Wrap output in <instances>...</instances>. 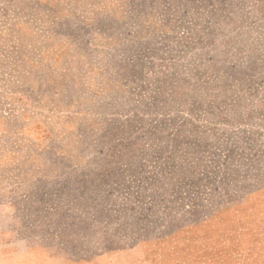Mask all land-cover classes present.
I'll use <instances>...</instances> for the list:
<instances>
[{
  "label": "rangeland",
  "instance_id": "374dc122",
  "mask_svg": "<svg viewBox=\"0 0 264 264\" xmlns=\"http://www.w3.org/2000/svg\"><path fill=\"white\" fill-rule=\"evenodd\" d=\"M0 264H264V0H0Z\"/></svg>",
  "mask_w": 264,
  "mask_h": 264
}]
</instances>
